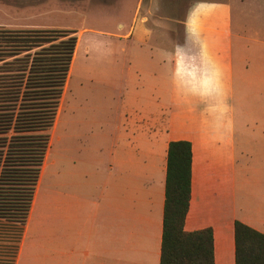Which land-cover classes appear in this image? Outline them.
Instances as JSON below:
<instances>
[{"label":"crops","instance_id":"obj_1","mask_svg":"<svg viewBox=\"0 0 264 264\" xmlns=\"http://www.w3.org/2000/svg\"><path fill=\"white\" fill-rule=\"evenodd\" d=\"M210 2L215 8L200 23L211 55L224 69L230 130L209 138L198 107L176 101L158 57L172 38L163 31L157 36L149 14L138 9L128 26L120 23L119 33L108 34L122 41L111 45L109 55L127 57L126 64L117 61L111 68L126 77L121 94L107 97L120 104L105 131L71 129L68 122L62 199L49 203L42 215L37 188L15 264H37L39 258L46 264H161L173 141L192 145V192L184 229H212L215 264H236V221L264 234V41L249 45L247 36L235 33L232 4ZM162 21L177 19L157 16L155 22ZM84 51L87 58L97 55L94 45ZM89 70L94 77L102 69ZM82 119L77 116L74 124Z\"/></svg>","mask_w":264,"mask_h":264},{"label":"trees","instance_id":"obj_2","mask_svg":"<svg viewBox=\"0 0 264 264\" xmlns=\"http://www.w3.org/2000/svg\"><path fill=\"white\" fill-rule=\"evenodd\" d=\"M78 45L67 28L0 26V231L26 225ZM192 145L169 144L161 264H215L212 229L186 232ZM236 264H264V234L236 221ZM10 243V242H9Z\"/></svg>","mask_w":264,"mask_h":264},{"label":"rangeland","instance_id":"obj_3","mask_svg":"<svg viewBox=\"0 0 264 264\" xmlns=\"http://www.w3.org/2000/svg\"><path fill=\"white\" fill-rule=\"evenodd\" d=\"M194 0H0V26L11 28H67L77 31L81 44L73 61L65 93L60 102L58 117L51 132L48 150L37 188L38 213L46 215L49 203L64 193V148L70 145L66 136L67 124L74 129L96 128L105 131L110 120V113L120 103L107 98L110 94L119 95L125 89L126 77L121 71H111L112 63H127V57L117 60L114 56L86 57L85 48L93 34L107 38L115 46L122 41L111 38L108 34L119 33V24L127 26L138 9L149 14V25L156 35L160 31L168 33L172 40L166 41L168 47L172 42L183 39V19L188 5ZM233 7L235 33L248 37L251 42L264 41V0H224ZM153 4V6H151ZM157 16H167L177 21L155 22ZM126 31V30H125ZM259 33V34H257ZM158 36V35H157ZM114 57V58H112ZM119 59V58H118ZM101 68L93 77L89 69ZM115 67V66H114ZM87 76V77H86ZM83 87V89L81 88ZM107 98V99H106ZM264 106V103L262 104ZM263 110V107H262ZM77 116L84 117L81 123L74 124ZM88 118V119H87ZM240 126V118L236 119ZM100 127V128H99ZM75 128V129H76ZM68 131V132H67ZM67 132V133H66ZM72 144V142H71ZM73 148V145H72ZM37 192V191H36ZM0 231V264L11 262L7 258L12 241L4 245L2 238L10 239L17 234L16 228H4ZM10 242V243H9ZM10 244V245H8ZM15 245V244H13ZM11 245V247L13 246ZM37 264H46L39 258Z\"/></svg>","mask_w":264,"mask_h":264},{"label":"clouds","instance_id":"obj_4","mask_svg":"<svg viewBox=\"0 0 264 264\" xmlns=\"http://www.w3.org/2000/svg\"><path fill=\"white\" fill-rule=\"evenodd\" d=\"M214 8L210 0H196L183 21L182 41L158 51L176 101L198 107L204 131L212 139L229 131L232 123L224 69L211 55L200 23ZM89 40L98 56L111 53L109 39L93 34Z\"/></svg>","mask_w":264,"mask_h":264}]
</instances>
